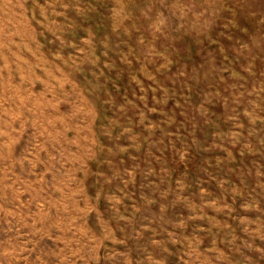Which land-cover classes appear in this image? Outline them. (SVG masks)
Wrapping results in <instances>:
<instances>
[{
	"label": "rangeland",
	"instance_id": "obj_1",
	"mask_svg": "<svg viewBox=\"0 0 264 264\" xmlns=\"http://www.w3.org/2000/svg\"><path fill=\"white\" fill-rule=\"evenodd\" d=\"M0 264H264V0H0Z\"/></svg>",
	"mask_w": 264,
	"mask_h": 264
}]
</instances>
